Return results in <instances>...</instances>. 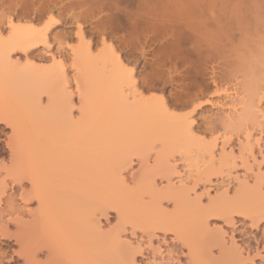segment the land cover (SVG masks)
Wrapping results in <instances>:
<instances>
[{
  "label": "rangeland",
  "instance_id": "rangeland-1",
  "mask_svg": "<svg viewBox=\"0 0 264 264\" xmlns=\"http://www.w3.org/2000/svg\"><path fill=\"white\" fill-rule=\"evenodd\" d=\"M236 1L0 0V174L13 180L0 201L5 189L23 197L0 202V264L13 253L27 264H125L130 249L150 246L172 264H259L264 65L241 64L238 34L225 42L230 31L213 17ZM54 8L63 23L46 25ZM17 16L19 35L2 37ZM81 23L71 45L80 103L70 104L67 60L48 55L50 41L66 53ZM44 35L50 44L16 48ZM133 158L144 165L130 184Z\"/></svg>",
  "mask_w": 264,
  "mask_h": 264
},
{
  "label": "snow or ice",
  "instance_id": "snow-or-ice-1",
  "mask_svg": "<svg viewBox=\"0 0 264 264\" xmlns=\"http://www.w3.org/2000/svg\"><path fill=\"white\" fill-rule=\"evenodd\" d=\"M58 16H59V11L54 8L51 15L47 14V13L45 14L44 22H46V25H48V24L60 25L63 23V21H62V19H58L57 18ZM18 20H19L18 16L14 17L13 19L6 18L4 20V23L2 26V37L10 38V33L13 31V27ZM44 22H42V24ZM82 27H84L82 23L76 24L73 26V29H72L73 36L71 39H69V43L67 46V52L66 53L61 51V46L59 43H57L56 41H50L52 43V48L49 52L48 60L51 62L56 56L59 55V56H64L65 59L67 60V63H68L65 78L67 80V87L69 89H71V98L69 100L70 104H79L80 103V101L78 99H76L77 85L73 81L74 65H73V59H72V54H71V51H72L71 45L75 44V43H79V37L76 36L75 33L80 31ZM85 38L88 39L86 28H85ZM105 39L110 40V37L105 36ZM91 50L93 52H95L96 46L93 45ZM138 78L139 77L137 76V79ZM141 87H142L141 84H136V88H141ZM127 89L129 91H131L128 87H127ZM144 92L148 93V90L144 89ZM76 114H78V113H76ZM7 131L9 133H11L12 132L11 127H8ZM7 139H8L7 136L3 137V140L6 141ZM147 159H148V163L152 164L157 159L156 153L155 152L150 153L148 155ZM176 159L180 160L181 158L177 157ZM143 165H144V161L139 159V158H133V161L128 162L127 171L124 173V175L130 184H135V181L138 179L140 172L143 169ZM181 170H183V165H181ZM0 175L3 176V180H0V184L6 183L8 186H11L13 184V180L7 176V173L0 174ZM155 179H156L157 185H162V184L167 183V179L164 177L157 176V177H155ZM29 187H30V185H29ZM235 187H236V185L233 184V189ZM17 191H19V189H17ZM197 194L198 193H192L193 196H196ZM211 195L214 196L215 192H213ZM2 196H3V199L0 202H2L5 205V207H7L8 204L11 203L13 199H15L16 203H19L22 205L23 197H15L7 189H5L3 191ZM203 202L206 205L210 204L211 196H205L203 198ZM113 218H115L114 212H113ZM218 222L221 224H225V221L222 218H220ZM160 235L163 236V232H161ZM169 242H171V237H169ZM260 242H264V236L260 237ZM155 243L157 245L162 244L163 240H156ZM184 251L186 253L187 249H185ZM166 254L167 253L165 251V255ZM153 255H154V250L151 248V246H150L148 252H133L130 249L129 250V256H128V259L125 261V264H172L171 261L160 259L159 258V256H160L159 252L155 253V257H156L155 259L153 258ZM133 257H135V258L133 259ZM11 261H12V264H27L26 258L24 256H22L20 253H13L11 256ZM183 264H188L187 259L184 260ZM259 264H264V257L259 258Z\"/></svg>",
  "mask_w": 264,
  "mask_h": 264
},
{
  "label": "bare ground",
  "instance_id": "bare-ground-1",
  "mask_svg": "<svg viewBox=\"0 0 264 264\" xmlns=\"http://www.w3.org/2000/svg\"><path fill=\"white\" fill-rule=\"evenodd\" d=\"M11 3V2H10ZM14 3V2H12ZM17 3V2H16ZM15 5V4H14ZM4 6V5H3ZM10 6V5H9ZM17 6V5H16ZM19 6V5H18ZM11 7V6H10ZM10 7H8L10 9ZM215 7H217V5H215ZM219 7V6H218ZM12 8V7H11ZM18 8V7H17ZM196 8V7H195ZM14 9V8H13ZM219 11V9H216ZM12 11V10H11ZM217 12V11H216ZM14 16V15H13ZM214 20L216 19L217 21L219 20H223L224 25L227 27V31H230L229 34H227L226 36V41H228V44L230 41H233V39L231 40V38L234 36L236 37V34H238V38H239V45L238 47H243L242 52H236V59L241 63V64H245L247 66L248 69H252V68H256L257 65H264V0H256V1H236L233 3H223L221 4L220 7V11L219 13H215L213 14ZM142 21V18H141ZM221 23V21L219 22ZM219 23H217L216 25H220ZM220 27V26H219ZM221 27L222 24H221ZM17 27H13L14 31L16 30V32L19 35V28ZM225 28V27H223ZM15 32V36L16 33ZM17 35V36H18ZM232 37H231V36ZM45 36V35H44ZM47 36V35H46ZM46 36L43 38H39V40H37L36 38H31V39H27L25 38V40L20 39L21 41L23 40V43L25 41H27V43L24 44V46H16L19 45L20 40L17 38V42L16 44H14V46H16V48L20 49L23 52H25L26 54L30 53L31 51H34V47H36L38 44H43L45 42V44L48 45L49 42H47ZM195 36V35H194ZM19 38H21L22 36H18ZM48 37V36H47ZM190 37V36H189ZM233 37V38H234ZM237 38V39H238ZM27 39V40H26ZM225 39V38H224ZM235 39V38H234ZM49 40V39H48ZM223 40H221L222 43ZM223 41V42H224ZM50 44V43H49ZM224 44V43H223ZM227 44V43H225ZM224 44V45H225ZM231 44V43H230ZM233 45V44H232ZM42 46V45H41ZM44 46V44H43ZM50 48V47H49ZM18 49V50H19ZM8 50V49H7ZM20 50V51H21ZM194 50V48L192 49ZM9 51H11V49L9 48ZM197 51V50H196ZM193 52V51H191ZM195 52V50H194ZM13 53V51H12ZM4 54V56H2V58L6 57L5 60H2L4 62H6L7 58H11V54L10 52H5V53H1V55ZM6 54V56H5ZM1 58V57H0ZM9 58V59H10ZM227 58V57H226ZM1 60V59H0ZM8 60V59H7ZM8 62V61H7ZM19 63V61H17L15 64ZM14 64V63H13ZM18 65V64H17ZM132 73V71H131ZM130 73V77H131V84L133 85L134 82V76ZM132 76L134 77L132 80ZM66 84V83H65ZM134 88V85L132 86ZM67 90V89H66ZM69 90V89H68ZM133 90V89H132ZM63 91V90H62ZM137 91V90H136ZM135 89H134V93L131 94L132 96H134V100L138 98V96L135 97V95H137L138 93L135 94ZM69 92V91H68ZM66 94H69V93ZM71 92V91H70ZM132 92V91H131ZM64 94V96L67 98L66 94ZM71 95V94H70ZM140 96V94H139ZM70 97V96H68ZM124 98V97H123ZM126 100L129 98L128 95L125 96ZM133 100V101H134ZM141 100H143V103H145L144 99H137L138 102H140ZM124 101V102H125ZM136 101V100H135ZM129 102V101H128ZM137 103V102H136ZM142 103V102H140ZM129 104V103H128ZM2 119V118H1ZM2 121H4L3 119L0 120L1 123H3ZM8 121H5V123H7ZM193 124V122H188L186 124L187 127L190 128V126ZM191 130V128H190ZM215 156V155H214ZM224 157V155H223ZM212 158V157H211ZM215 158V157H214ZM225 158V157H224ZM224 159H222L221 161H223ZM206 163V162H205ZM214 163V161H213ZM205 165V164H204ZM197 166V165H196ZM203 166V165H201ZM196 168V167H195ZM200 168V164L199 167ZM201 169V168H200ZM200 169H196L199 170ZM195 170V169H193ZM199 174V173H198ZM190 175V174H189ZM193 175V174H191ZM249 184V183H247ZM22 185V184H21ZM18 186V185H17ZM21 187V186H20ZM237 214H241L243 216H246V213L243 211L237 212ZM233 218V217H232ZM166 231V230H165ZM164 231V232H165ZM168 232V230H167Z\"/></svg>",
  "mask_w": 264,
  "mask_h": 264
}]
</instances>
